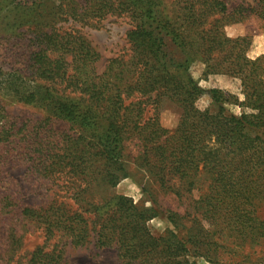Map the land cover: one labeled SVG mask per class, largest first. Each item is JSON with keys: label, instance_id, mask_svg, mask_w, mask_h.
<instances>
[{"label": "trees", "instance_id": "16d2710c", "mask_svg": "<svg viewBox=\"0 0 264 264\" xmlns=\"http://www.w3.org/2000/svg\"><path fill=\"white\" fill-rule=\"evenodd\" d=\"M163 3L59 0L57 19L64 22L128 19L129 53L108 59L102 71L100 54L77 29L29 30L35 50L26 67L39 82L12 73L5 85L15 91L11 83L20 78L33 83L28 101L53 115L32 123L0 104V221L13 264H66L59 242L114 248L118 264H195L191 255L214 264H264V54L249 59L250 37L224 31L250 20L264 29V0H171L174 20L161 14ZM196 64L205 76L237 78L243 99L198 86ZM203 96L209 107L199 109ZM224 102L239 106V114L225 112ZM167 104L179 111L171 131L159 123ZM52 118L68 128L54 127ZM126 143L137 149L136 166L175 197L182 213L111 193L128 177ZM8 161L56 181L57 199L19 204L2 170ZM166 212L174 228L153 236L147 222ZM26 223L44 241L20 254L15 226ZM176 227L186 231L179 237Z\"/></svg>", "mask_w": 264, "mask_h": 264}, {"label": "rangeland", "instance_id": "374dc122", "mask_svg": "<svg viewBox=\"0 0 264 264\" xmlns=\"http://www.w3.org/2000/svg\"><path fill=\"white\" fill-rule=\"evenodd\" d=\"M58 3L59 0H0V5H2L0 6V104L10 115L20 120L29 119L33 123L53 115L50 109L43 106L44 104L28 101V90L35 91L33 83L24 84L19 77L20 80L11 83L16 86L15 91L11 88L9 90L10 84L5 85L9 78L8 75L12 73L20 74L34 83L39 82L29 76L30 73L26 67L31 53L35 50L34 45L30 43L32 36L29 30L36 24V27H47L50 28L49 30L57 29V27L63 30L77 29L100 54L97 63L98 71L103 70L108 59L119 55L126 56L129 53L126 32L130 29V23L127 18L107 16L93 26L81 25L72 21L64 22L57 19ZM163 4V10H161L163 17L174 20L176 14L174 4H171V0H164ZM30 16L34 19L33 21ZM224 31L230 38L250 37V46L246 51L249 59H255L264 54V29H261L255 20L228 25ZM202 68L200 64L191 68L192 76L198 86L205 89L217 88L236 96L239 101L243 99L241 82L237 78L220 74L205 76ZM12 80L14 81V78ZM196 104L199 109L208 108L209 99L203 96ZM223 107L225 112L236 115L241 110L239 106L228 102H224ZM210 109L213 111V106ZM178 118L179 111L173 105L167 104L159 112L160 125L169 131L176 127ZM52 119L54 127L68 128L67 123ZM136 155L137 149L132 144L126 143L125 161L128 177L121 180L111 193L130 197L134 202L141 203L145 207H150L151 200H155L156 205L164 210L182 213L183 209L178 205L175 197L159 192L147 173L136 166L134 162ZM2 170L4 176L11 179V192L14 193V198L19 204L35 207L49 201L53 196L57 199V189H61L57 186V182L35 175L28 169L27 164L8 161ZM99 194L104 195V192H99ZM193 197H198L197 191L193 192ZM146 225L153 236L164 235L169 232V228L175 226L168 220L167 212L159 213ZM185 231L181 227L175 228L179 237ZM15 232L21 236L20 254L31 251L44 241L41 230L31 224L26 223L23 228L15 226ZM7 233L5 223L0 221V264H13L8 258ZM49 244L57 246V240ZM58 246L63 248V260L66 264H118L114 248H97L93 242L76 248L68 243L63 244V242H59ZM191 256H189L190 260L195 264H214L202 257Z\"/></svg>", "mask_w": 264, "mask_h": 264}]
</instances>
